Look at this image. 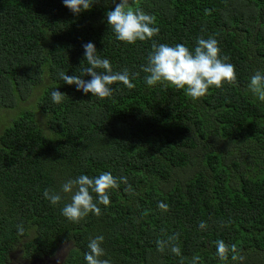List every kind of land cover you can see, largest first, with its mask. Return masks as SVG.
Masks as SVG:
<instances>
[{
    "label": "trees",
    "instance_id": "obj_1",
    "mask_svg": "<svg viewBox=\"0 0 264 264\" xmlns=\"http://www.w3.org/2000/svg\"><path fill=\"white\" fill-rule=\"evenodd\" d=\"M129 2L155 17L152 40L115 38L106 13L119 0H96L78 15L63 0H0V110L13 112L0 118V264L13 253L27 263L51 259L63 245L61 264H86L96 236L110 264H192L194 255L199 264H264V102L248 91L251 75L264 73V0ZM210 36L235 66L234 84L195 101L146 84L153 40L194 49ZM88 42L114 71L137 74L135 87L117 82L101 99L64 83L60 72L88 66ZM55 90L65 94L59 104ZM102 172L128 183L110 190L99 216L71 222L61 214L70 195L56 205L43 196ZM173 235L180 255L158 251ZM217 240L236 244L244 259L220 261Z\"/></svg>",
    "mask_w": 264,
    "mask_h": 264
},
{
    "label": "clouds",
    "instance_id": "obj_2",
    "mask_svg": "<svg viewBox=\"0 0 264 264\" xmlns=\"http://www.w3.org/2000/svg\"><path fill=\"white\" fill-rule=\"evenodd\" d=\"M96 0H63V4L73 14H80L82 11L90 10ZM108 26L118 41L126 44H135L137 41L152 40L159 34L155 17L147 14L139 6L130 5L129 0H119L113 10L106 13ZM84 60L87 67L82 69V75H67L63 71L59 73L60 79L68 84L75 85L77 91L91 93L92 96L104 99L112 96L114 89L111 87L117 82L126 88L132 89L135 85L132 79L137 74H131L127 69L114 71L111 62L102 58L92 42L83 45ZM227 57H220L218 41L214 37L207 39L197 38L196 46L190 49L182 43L174 46L167 43L152 41L151 51L148 53L142 71L146 73L145 82L148 86L162 84L172 85L177 90H184L185 95L192 100H198L206 95L210 87L221 88L225 83L234 84L237 80L235 66L226 62ZM84 75L90 76L84 80ZM248 91L260 102H264V73L256 71L251 75L248 83ZM65 94L55 90L51 93L54 103H61ZM127 184V177H114L110 172H102L98 176L82 174L75 179L67 180L60 192L46 189L43 196L52 204L56 205L62 200V193L70 195V202L61 209V214L71 222H79L89 213L96 216L101 214L99 205L107 207L110 204L109 192L119 185ZM128 190H131L129 185ZM95 194V197L94 195ZM158 208L167 211L169 206L166 203L158 202ZM200 229L207 228L204 221L199 223ZM22 234L24 229L18 226ZM178 236L173 235L167 240L157 241V250L163 252L167 247L173 254L180 255V247L175 242ZM103 236L90 238L88 249L84 253L86 264H110L108 259H101L105 255L101 246ZM216 255L222 262L227 261L229 253L233 261H242L236 244L228 245L224 240H217ZM199 255L192 257V264H199Z\"/></svg>",
    "mask_w": 264,
    "mask_h": 264
},
{
    "label": "rangeland",
    "instance_id": "obj_3",
    "mask_svg": "<svg viewBox=\"0 0 264 264\" xmlns=\"http://www.w3.org/2000/svg\"><path fill=\"white\" fill-rule=\"evenodd\" d=\"M30 101L27 104H23L25 107L29 106ZM13 112L9 111V110H0V118L2 120L7 119ZM68 249L67 245H63L61 246L58 251L56 252V254L54 255L53 258L51 259H42L39 260L35 263L31 262V263H27V262H23L19 259V255L16 253H13L11 255V257L9 258L8 264H61V262L63 261L64 257H65V253Z\"/></svg>",
    "mask_w": 264,
    "mask_h": 264
}]
</instances>
